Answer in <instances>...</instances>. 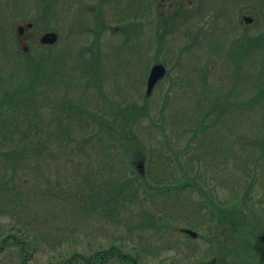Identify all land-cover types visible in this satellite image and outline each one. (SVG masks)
I'll return each mask as SVG.
<instances>
[{"label":"trees","instance_id":"16d2710c","mask_svg":"<svg viewBox=\"0 0 264 264\" xmlns=\"http://www.w3.org/2000/svg\"><path fill=\"white\" fill-rule=\"evenodd\" d=\"M4 2L1 5L14 11L15 18L19 16V8L26 9L24 6L19 7L18 0ZM42 2L45 12L54 0ZM208 2V5L213 4ZM127 3L129 10L125 13L126 20L140 19L145 15L144 9L149 11L144 7L146 0H129ZM138 9H141V13ZM246 9L253 23H242L239 34L227 45L214 42L210 46L211 54H223L226 68L216 72H212L210 68L202 74L203 80L213 79L216 87L209 89L210 91L205 90L207 94L204 97L208 101L200 96L193 105L190 115L193 112L194 115L199 113L200 123L199 117L189 115V130L186 132L176 137H168L163 132L165 138L171 139L166 144L167 149L159 147L155 161L152 156L145 154L146 161L145 148H142L135 132L141 121L150 116L149 97H143V103L140 104L130 101L122 105L121 102L110 99L102 89V77L99 73L100 48L101 39L108 27L99 9L94 12L87 10V13H95L93 22L82 24L78 21L79 30L85 28L80 32L92 37L90 58L78 57L79 60L71 65L69 59L60 61L47 54L35 57L30 53H18L27 62L24 67L19 68L18 73L21 74L17 79L12 78L10 81L16 80L2 89L0 97V161L3 165V172H0V256L5 252L16 251L18 264H32L34 261L35 264L43 263L39 256L46 252L42 246L46 244L43 243L46 239L37 232V226L45 224L52 228L55 215L47 212L46 208L42 210L45 204L50 205L45 190L49 189L47 175H41L38 183L35 175L44 167V162H47L44 156L48 153L49 143L59 138L64 139L66 156L73 157L78 152L83 155L87 153L92 163L91 174L84 179V191L80 193L79 190L75 194L68 191L66 204L70 207L64 208L70 214L103 217L105 221L113 223L117 230L108 247L88 243L84 253L74 249L80 242L74 241V247L58 248L55 250L56 254L44 264H150L146 261L149 256L144 254L145 251L143 253V250H147L146 247H136L129 253V245L132 246L129 244V228L125 236L118 232L121 225L126 222L129 224V216L124 215L127 203H136L141 211L145 208L149 212L143 210L140 215L142 221L137 220L141 231L154 230L158 233L159 227L170 222L167 219L173 221L171 216L163 217L162 214L167 211L169 202L174 204L188 190L197 193L201 199L195 205V212L205 210L207 222L215 220L217 224L227 226L225 235L227 234L228 240L236 239V236H240L239 240L242 241L250 240L248 236L252 230L249 231V228L252 226L249 221L264 225V208L260 207V202L254 203L257 175L250 170L252 164L258 166L264 161V0H246ZM215 13L214 18L218 21L223 12L219 9ZM177 14L186 17L181 7L177 8ZM163 21V30L157 36L158 51L163 49L166 35L173 32L168 19ZM3 22L0 20V26H3ZM33 23L36 25L35 21ZM173 25L177 27L179 23L175 22ZM212 26L223 40L230 34L218 24ZM120 31L126 36L123 48H128L131 41L129 24H125ZM198 36L199 34L196 38ZM196 38L195 45L199 44ZM184 50L185 48L180 54ZM171 84V90H174L176 81ZM91 88L100 92L101 100H94L87 95V90ZM187 88L183 89L185 93ZM78 90L82 91L79 101L73 96V92ZM160 113V116L164 115V111L161 110ZM173 116H176V112L171 117ZM170 119L155 120L154 125L160 121L164 131V126H167L164 120ZM51 127L54 132L50 131ZM239 129L243 133H239ZM216 135L220 136V143L226 142L225 148L218 150L210 147L205 154H218L221 161L209 164L212 165L211 168L203 175L200 172L201 166L197 167V160H200L197 147L204 145L207 139L213 144ZM189 152L192 157L188 156ZM127 161L132 168L130 173L125 166ZM139 163L145 165L144 174L134 170ZM221 171L223 175L228 173L229 176L240 174L239 181L229 182L232 187L225 190L228 194L216 191V181ZM179 172L184 176L183 180H179ZM53 175L51 176L57 177L56 174ZM235 183L238 186H234ZM241 183L244 184L243 187ZM36 191L42 197L40 204L32 197ZM29 201H35V205L32 207ZM255 207L261 208L259 219L252 214ZM258 224L255 226H259ZM61 233L62 236L57 234V239L54 237L55 246L66 240L73 241V235L65 237V233ZM214 240L217 241H212ZM52 248L51 243L48 252ZM220 251V258L208 264H238L236 250L225 255V246L221 244ZM226 257L229 261L225 260Z\"/></svg>","mask_w":264,"mask_h":264},{"label":"rangeland","instance_id":"374dc122","mask_svg":"<svg viewBox=\"0 0 264 264\" xmlns=\"http://www.w3.org/2000/svg\"><path fill=\"white\" fill-rule=\"evenodd\" d=\"M165 1V5L160 7L162 0H146L144 7H147L149 11L143 10L144 17L126 20L125 13L129 10L127 8L129 0H54L48 11L45 12L43 11L42 0H18L19 7L24 6L26 9L21 10L19 8L17 11L19 16L17 18L13 17L14 11L1 5L2 2L5 3L4 0H0V20L4 21L3 26H0V97L2 89H6L17 79L18 75L21 74L18 73L20 71L19 68L24 67L27 62L26 58H21L18 55V53H22L24 46L28 47V52L35 57L47 54L57 57L60 61L69 59L71 65L72 62L74 64L76 60H79L78 57L90 58L89 48L92 37L85 32H80V30L85 28L79 30L78 21H81L82 24H84L83 22H93L95 13H87L89 12L87 10L94 12L93 8L99 9L103 13L108 27L101 39L99 73L102 77V89L110 99L115 102H121L122 105H126L130 101H135L139 104L143 103L151 67L158 63H162L167 67V77L154 89V92L148 98L150 116L145 117L135 131L143 145L142 148H145L144 155L149 154L155 161L159 147L166 148L168 146L166 144H169L171 139L165 138L164 135L176 137L189 130L187 119L192 113L196 100L200 99L201 96L208 101L204 97V94H207L205 90L216 87V82L213 83V79H202V74L207 69L211 68L212 72H216L224 67L223 54L219 52L216 56L211 54L210 46H213L214 42L215 44L222 42L227 45L239 34L243 26V17L249 15L247 14L246 0L244 2L242 0ZM208 1L213 2V4L208 5ZM214 2L217 3L214 4ZM179 7L182 8L186 17L177 14V8ZM219 9L222 10L223 15L221 19L216 21L214 18L215 11ZM138 12L141 13V9H138ZM2 18L4 19L2 20ZM163 19H168L169 26H172L173 32L166 35L163 40L164 47L161 51H158L157 36L163 30L161 26L164 23ZM186 20L188 21L184 23ZM33 21L36 22V25L33 26L32 30L26 32L24 38L19 37L17 27L27 23L34 24ZM175 22L179 23V26L174 27L173 23ZM125 24H129V37L131 38L129 45H127L128 48H123L126 36L120 31ZM213 24L215 26L218 24L221 29L229 31L230 34L226 38L224 37L223 40L220 33L214 32ZM116 28L119 29L114 32L113 30ZM49 32L58 34V42L53 46H42L40 39ZM198 34L199 36L196 38ZM195 38L199 40L197 45H195ZM226 39L228 40L226 41ZM183 48H185L184 54H180ZM216 76L218 75L216 74ZM12 78L16 79L10 81ZM174 81H176V87L171 90V83ZM204 83L209 85L206 86ZM186 87L188 88L185 93L183 89ZM81 92L79 90L78 92H73L74 98L78 101L80 100ZM86 93L94 100L102 99L100 92L96 88H91ZM71 101L73 100L71 99ZM164 105L166 106L164 107ZM161 110L164 111V115L160 116ZM175 112L176 116L171 117ZM195 115L199 117L200 123V114L195 113ZM195 115L193 112L190 116ZM163 118H171L170 120H164L167 122V126H164V131H162L160 121L154 125L155 120H163ZM50 131L54 132V128L51 127ZM240 132L243 133V130L239 129ZM59 139L49 143L48 153L44 156L47 162H44V167L39 169L35 175L37 183L41 175H47L49 189L45 190L50 205L45 204L42 210L46 208L47 212L55 215V222L53 221L51 224L52 228L46 227L45 224L37 226V232L46 239L43 241L46 244L42 245L46 252L39 256L43 262L42 264L48 262L51 256L56 254L55 250H58V248L67 249L68 247H74V241H80L74 249L84 253L88 243L102 244L108 247L117 230L113 223L105 221L103 217L92 218L93 216L91 215L70 214V211L67 210L70 207L66 204V199L69 196L67 193L75 194L79 190L80 193L82 190L84 191L86 186L84 185V179L85 176H90L92 163L89 161L87 153L83 155L78 152L73 157L66 156L67 149L63 146L64 139ZM166 140L168 141L164 142ZM208 140L205 141L204 145H197L200 160L195 159V161L199 162L197 167L200 168L201 166L200 172L203 175H206L208 168H211L212 165L209 166V164L213 162L216 164L221 161L218 154L211 155L209 153L206 155L205 152L210 147L218 148V150L219 148L222 149V147L225 148L226 144L225 141L220 143L221 138L219 135L215 136L213 144L208 142ZM188 156L192 157L190 152ZM36 162L38 163V161ZM137 165L134 169L135 172L139 171ZM229 165L230 162H228V168L230 169L231 166ZM125 166L130 173L132 168L128 161ZM153 170L155 171V169ZM250 170L257 175L258 179V185L254 188V203L260 202V207L264 208V161L258 166L252 164ZM0 172H3L2 161H0ZM53 174H56L57 177H52L51 175ZM235 174L233 176H229L228 173L223 175L221 171L217 177V184L215 183L217 186L216 191L228 194L225 190L232 187L230 183L239 181L238 177H240V174ZM57 178L58 181L56 182ZM183 179L184 176L179 172V180ZM233 185L238 186V183ZM241 186L243 187L244 184L241 183ZM32 197L36 199L37 204H40L42 197L38 191L33 193ZM200 200L197 193L188 190L174 204L169 202L167 211L162 214H164L163 217L171 216L173 221L167 219L166 221L170 222L163 224L165 225L164 227H159L158 233L154 232V230L141 231L137 220L142 221L140 215L147 210L144 208V211H141L136 203H127L124 215L129 216V224L126 222L125 225H121L118 232L123 233L122 235L125 236L129 228V244L132 245L131 247L129 245V253L136 247L143 246L147 248V250H143V253L145 251L144 254L149 256L146 257V261L150 264H208L212 260L220 258V245L223 244L225 250L229 252L231 250L235 252L234 250H236L235 253L238 255L237 263L243 264L242 249L240 247L242 240H239L240 236H236V239L228 240L227 234L225 235L228 229L227 226L219 225L215 220L207 222V211L205 210L196 213L195 205L200 203ZM29 202L31 206L35 205L33 201ZM261 208L257 207L256 209L255 207L252 209V214L258 219L261 214ZM137 216L140 217L137 218ZM249 223L252 226L249 231H252L248 237L253 241L257 239L260 231L264 229H262L264 225L250 221ZM256 224L260 226H257L259 227L258 229H256ZM179 229H190L196 232L198 236L196 239L190 238L180 233ZM61 232L65 233L63 234L65 237L73 235V241L69 242L70 240H66L61 245L55 246L56 241L54 240L59 237L57 234L62 236ZM213 239H217V241H212ZM51 243L53 248L51 252H48V246ZM36 258L37 256L34 257V259ZM228 259L226 257L225 260L229 261ZM18 261L19 258L16 251L5 252L0 256V264H18ZM35 262L32 264H35Z\"/></svg>","mask_w":264,"mask_h":264},{"label":"water","instance_id":"95a60500","mask_svg":"<svg viewBox=\"0 0 264 264\" xmlns=\"http://www.w3.org/2000/svg\"><path fill=\"white\" fill-rule=\"evenodd\" d=\"M244 22L248 25L253 22V19L250 17H245ZM30 28H32V24H27L25 26L18 27L19 34H23L25 29H30ZM57 41H58V35L53 32L44 34L40 39V42L43 45H54L55 43H57ZM23 50L26 51V48L23 47ZM166 74H167V69L163 64H156L151 68L150 75L147 81V90H146L147 95L152 94L157 83L161 81L166 76ZM139 168L141 169V173H144L143 163L139 164ZM188 234L193 238L197 237V234L192 231H188ZM261 239L264 242V235L262 236Z\"/></svg>","mask_w":264,"mask_h":264},{"label":"flooded vegetation","instance_id":"af4514ba","mask_svg":"<svg viewBox=\"0 0 264 264\" xmlns=\"http://www.w3.org/2000/svg\"><path fill=\"white\" fill-rule=\"evenodd\" d=\"M165 2H166L165 0H162L160 7H163L165 5ZM93 9L96 10L95 8H93ZM116 29H114L113 31L115 32ZM29 31L30 30H26L24 32L22 38H24L26 36L25 35L26 32H29ZM27 52H24V53H27ZM259 227H257L256 229H258ZM263 228L264 227H262V229ZM263 235H264V229L262 231H260V234L257 236L256 240L241 241L240 242V247L242 249V251H241L242 261H244L243 264H264V242L261 239ZM224 252H226V254L224 253L225 255L229 254L228 250H225Z\"/></svg>","mask_w":264,"mask_h":264}]
</instances>
